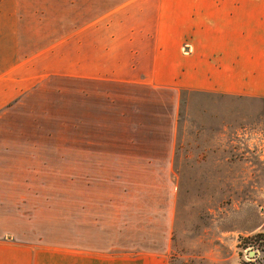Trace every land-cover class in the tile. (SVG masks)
I'll use <instances>...</instances> for the list:
<instances>
[{
	"label": "rangeland",
	"instance_id": "rangeland-1",
	"mask_svg": "<svg viewBox=\"0 0 264 264\" xmlns=\"http://www.w3.org/2000/svg\"><path fill=\"white\" fill-rule=\"evenodd\" d=\"M99 6L0 0V78L41 56L33 89L0 109V241L110 248L121 231L116 249L154 248L169 264H264V99L183 92L170 140L136 129L148 116L114 124L112 85L66 76L72 53L46 72L44 51ZM131 155L173 163L159 175L114 164Z\"/></svg>",
	"mask_w": 264,
	"mask_h": 264
},
{
	"label": "crops",
	"instance_id": "crops-1",
	"mask_svg": "<svg viewBox=\"0 0 264 264\" xmlns=\"http://www.w3.org/2000/svg\"><path fill=\"white\" fill-rule=\"evenodd\" d=\"M96 1L100 5L96 22L71 29L65 38L53 41L52 50L44 51L51 53L46 72L53 74L56 51L72 53L65 61L66 76L81 79L85 86L112 85V111L118 118L114 124L124 123L122 118L131 122L133 115L148 116L136 129L168 133L170 140L183 92L264 99V0ZM186 46L191 50L185 51ZM40 57L2 74L0 109L33 89V79L40 75L33 66ZM93 91L98 97L102 94ZM165 120L168 127L163 131L157 124ZM129 140L135 142L134 137ZM118 158L115 165H128L145 175L155 172L156 165L157 175L166 173L173 163L168 157ZM117 234L119 239L113 241L119 243L110 248L95 239L80 246L0 241V264H169L154 248L116 249L123 245L121 231Z\"/></svg>",
	"mask_w": 264,
	"mask_h": 264
},
{
	"label": "built area",
	"instance_id": "built-area-1",
	"mask_svg": "<svg viewBox=\"0 0 264 264\" xmlns=\"http://www.w3.org/2000/svg\"><path fill=\"white\" fill-rule=\"evenodd\" d=\"M189 50H191V47L186 46V47H185V51H189Z\"/></svg>",
	"mask_w": 264,
	"mask_h": 264
}]
</instances>
